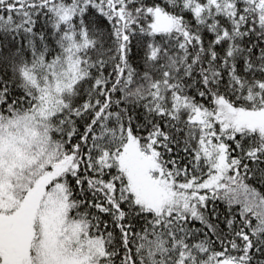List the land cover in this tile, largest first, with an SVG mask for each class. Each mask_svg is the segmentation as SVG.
I'll use <instances>...</instances> for the list:
<instances>
[{
  "label": "snow or ice",
  "instance_id": "snow-or-ice-1",
  "mask_svg": "<svg viewBox=\"0 0 264 264\" xmlns=\"http://www.w3.org/2000/svg\"><path fill=\"white\" fill-rule=\"evenodd\" d=\"M0 264H264V0H0Z\"/></svg>",
  "mask_w": 264,
  "mask_h": 264
}]
</instances>
